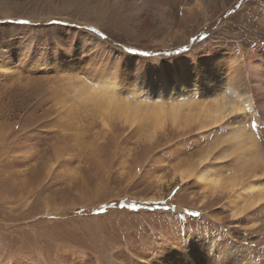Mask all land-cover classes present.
<instances>
[{
	"label": "rangeland",
	"instance_id": "rangeland-1",
	"mask_svg": "<svg viewBox=\"0 0 264 264\" xmlns=\"http://www.w3.org/2000/svg\"><path fill=\"white\" fill-rule=\"evenodd\" d=\"M230 75L255 110L211 125ZM183 102L155 131L151 104ZM263 177L264 0H0V264H264V202L242 203Z\"/></svg>",
	"mask_w": 264,
	"mask_h": 264
},
{
	"label": "bare ground",
	"instance_id": "bare-ground-1",
	"mask_svg": "<svg viewBox=\"0 0 264 264\" xmlns=\"http://www.w3.org/2000/svg\"><path fill=\"white\" fill-rule=\"evenodd\" d=\"M89 1V0H88ZM95 2V1H94ZM180 3V2H179ZM184 4V2H183ZM198 5V4H197ZM253 5V4H252ZM178 6V5H177ZM143 60V59H142ZM187 60V59H186ZM185 60V61H186ZM190 61V60H189ZM188 62V61H187ZM47 66L51 65L52 63L51 62H44ZM180 64V63H179ZM64 65V64H62ZM160 65V64H159ZM158 65V66H159ZM182 67V66H180ZM218 72L217 74H219V76L221 74H225L226 72H224L223 70H221L220 68H218ZM220 70V71H219ZM236 72H240L241 70L240 69H235ZM114 75V74H113ZM228 76V74H226ZM116 76V75H115ZM113 76L112 80H110V85L114 86L113 88H118L119 87V83H118V80L115 79ZM161 76V75H160ZM117 77V76H116ZM222 78V75L220 76ZM162 78V77H161ZM220 78V79H221ZM228 78V77H227ZM212 78H206V80H210ZM229 79L231 81H234L236 80V85H235V89L233 86L231 85H228V84H225L224 85H221L219 84L218 80H215L213 82V92L216 91V89L219 88V86L222 88L221 91H223V93L227 90V89H232L233 92H236L237 93V97L235 100H232V99H228V97L225 95V94H222V93H218L220 94L221 96V101L220 102H217L216 104H214V106L212 107V110H208L206 112L207 114V117L212 119V124L211 125H218V124H221L223 123L226 119H228L229 117H232L233 115H236L238 113H242L243 112V109H244V106L245 108H250V109H253L255 110L254 108V102H253V99L251 97L247 98V99H241L243 97V95L240 96V94L238 93L239 89L242 87V85L240 83H243L244 81L243 80H239V76H229ZM144 80V79H143ZM225 82V81H224ZM191 84V83H189ZM208 85H211L212 84V80L207 82ZM109 85V86H110ZM195 85V86H194ZM162 89L161 92H166V90L168 89L165 85H164V81L162 82V85H161ZM190 87H192V89H197L198 88V85L197 84H194L193 85H190ZM188 84H186L185 82H182L180 84V88H181V91L182 93H188V89L190 88ZM111 88V87H110ZM108 88V89H110ZM137 88V89H136ZM134 91L138 92L139 89L138 87H136ZM143 88V87H142ZM143 90V89H142ZM145 90V89H144ZM143 90V91H144ZM160 92V93H161ZM169 92V91H168ZM217 92V91H216ZM116 93V92H115ZM215 93V92H214ZM117 94V93H116ZM116 94H112L114 96V98H109L110 100V103H112L113 105H116V108L119 109V106H118V103H116ZM135 94V93H134ZM182 96V95H181ZM108 102V101H106ZM185 102V100H184ZM184 102L181 103V104H173L172 106H169V107H164L160 104H154L152 105L151 104V110L149 111V117L151 119V122L153 124V127H155V131L156 129H158V127L161 126L162 128V125L167 122V120H170L172 121L173 123H177L179 121V119L181 118L182 114H183V106H184ZM132 104H129L130 107H122L121 108V112H120V115L122 113H124L125 109L127 112H129L131 114V116H140L143 112V108L145 107V105L143 104H140L138 106H133L131 107ZM147 107V106H146ZM149 107V106H148ZM114 109V108H113ZM146 111V110H145ZM148 111V110H147ZM146 114V113H145ZM139 118V117H138ZM143 126V125H142ZM152 132V131H151ZM242 131H233L231 137H232V140L235 142L237 141H240L242 139ZM245 134V133H244ZM244 137V135H243ZM254 138V137H253ZM252 140V139H251ZM247 141V140H246ZM250 141V140H249ZM241 142V141H240ZM230 143V142H229ZM252 148V147H251ZM207 161V158L206 159H201L200 162H199V165H204V163ZM259 162V161H258ZM196 166V165H195ZM198 166V165H197ZM250 170H253V169H250ZM257 171V170H256ZM255 174V173H254ZM179 178H180V181H182V183H186L188 181V179H190L191 177L193 178H196L197 181L202 184L204 186L205 189H213V190H218V189H221L223 187V184H222V180L220 177H218V175H214L212 174L211 172H208V171H196V169L192 170V168H189V170L187 169H182L180 170L177 174H176ZM256 175V174H255ZM264 178V177H263ZM235 181H233L230 186H232V188L235 187ZM256 185V184H255ZM248 185L244 190L242 189V192H243V200H242V203H245L246 201V204H245V208L247 209H256L260 204H262L264 202V181H261L258 185ZM214 192V191H213ZM252 194L253 197H255L257 195V199L255 198H252V197H249V200H247L248 196ZM242 197V196H241ZM264 205V204H263ZM238 206V205H237ZM244 206V205H242ZM240 207V206H238ZM242 208V207H241ZM240 208V209H241ZM167 250V249H166ZM243 250V249H241ZM220 254V253H219ZM174 255V250H168L167 252H164V253H161L160 254V259H158L159 262H156L157 264H171L170 261L172 259ZM216 255V254H215ZM235 259L236 258H239L238 260L236 261H233V262H230V264H250L248 262V260L252 257V255H248V254H237L235 253ZM213 260L214 258L211 259V262L213 264ZM245 260V263L244 261ZM204 264H211L210 261L208 262H205ZM226 264V263H225Z\"/></svg>",
	"mask_w": 264,
	"mask_h": 264
},
{
	"label": "snow or ice",
	"instance_id": "snow-or-ice-1",
	"mask_svg": "<svg viewBox=\"0 0 264 264\" xmlns=\"http://www.w3.org/2000/svg\"><path fill=\"white\" fill-rule=\"evenodd\" d=\"M252 126H253V127H256L255 122H253ZM230 175H232V174H230ZM236 175H239V174L237 173Z\"/></svg>",
	"mask_w": 264,
	"mask_h": 264
}]
</instances>
